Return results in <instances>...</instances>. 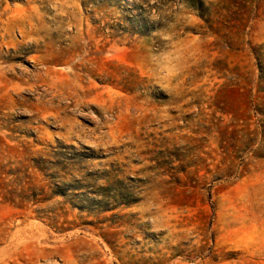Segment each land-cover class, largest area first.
<instances>
[{
	"label": "rangeland",
	"instance_id": "1",
	"mask_svg": "<svg viewBox=\"0 0 264 264\" xmlns=\"http://www.w3.org/2000/svg\"><path fill=\"white\" fill-rule=\"evenodd\" d=\"M0 264H264V0H0Z\"/></svg>",
	"mask_w": 264,
	"mask_h": 264
}]
</instances>
